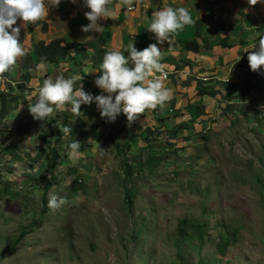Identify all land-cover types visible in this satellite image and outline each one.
<instances>
[{
  "label": "rangeland",
  "instance_id": "374dc122",
  "mask_svg": "<svg viewBox=\"0 0 264 264\" xmlns=\"http://www.w3.org/2000/svg\"><path fill=\"white\" fill-rule=\"evenodd\" d=\"M27 58L0 81V98L22 89L16 71H32ZM20 96L0 103V264H264V107L240 105L239 96L198 123L205 105L195 104L183 124L162 109L165 126H110L88 145L93 131L82 134L72 112L35 120ZM131 134H142L136 147ZM74 140L78 153L68 147ZM50 193L67 203L52 211Z\"/></svg>",
  "mask_w": 264,
  "mask_h": 264
},
{
  "label": "crops",
  "instance_id": "0c3cea01",
  "mask_svg": "<svg viewBox=\"0 0 264 264\" xmlns=\"http://www.w3.org/2000/svg\"><path fill=\"white\" fill-rule=\"evenodd\" d=\"M118 3L119 0H112L109 8L115 12V16L101 20L104 28L99 32L86 34L81 31L82 26L88 24L84 13L89 11L83 6L82 0H77L75 4L70 0H61L60 5L51 9L43 20L26 30L22 29L20 37L23 46L26 53L32 55H34L32 48L41 41L48 43L64 39L67 42L80 43L82 48L79 51H71L70 55L61 59L58 64L45 67L43 70L38 68L40 65L38 61H33L35 67L32 71L20 73L17 70L16 79L24 86L19 91L18 88H11L12 93L9 97L3 94L0 98L1 106L16 100L22 103L24 99L21 94L34 104L37 96L33 93H38L45 78L54 79L57 74H63L66 78L79 74L83 79L77 81L75 87L78 88L81 83L85 92L93 96L103 94L94 83L101 73L92 72L99 69L101 64L93 63L95 54L102 47L101 41H105L107 50H120L126 57L128 53L125 50L131 43H134L137 50H143L156 42L153 34L147 31L152 12L160 10L167 4L173 8H188L193 23L173 34L171 51L168 49L167 41L163 45H158L164 51L161 63L171 72L169 79L163 83L173 92V98L163 109H168L169 113L172 109L171 114H180L183 124L188 120L187 110L195 104L205 105L202 110L199 108L198 123H205L204 121L217 116L218 113L233 108L236 105L233 99L239 96H242L240 105L247 101L253 102L258 109L264 107V69L252 72L247 59L249 53L245 52L255 42L258 48L259 39L264 36V2L250 7L247 0H138V2L133 0L130 7L117 8ZM20 23L18 21L17 25ZM193 41L198 45L188 49L187 44ZM256 50L253 48L249 51ZM17 66L19 68L20 64L17 63ZM10 73L14 74V70ZM11 80L9 77L6 81ZM232 92L236 95L234 96ZM80 111L81 116L77 117V124L83 127L82 134H85V129L93 131L94 138L86 140L88 145V141L95 140V136L102 134L103 128L110 126L125 133L132 129L152 130L158 129V126H165L164 121L158 119L162 111L159 107L145 111L144 117L139 118L130 127L123 114L119 115L115 122L102 119L94 102L82 105ZM56 112L59 115L71 113V104L66 105L64 110ZM183 126L185 125H180ZM139 140L140 138H135L131 143L133 145L129 146L136 147ZM79 142L84 143V138Z\"/></svg>",
  "mask_w": 264,
  "mask_h": 264
},
{
  "label": "clouds",
  "instance_id": "9594fccd",
  "mask_svg": "<svg viewBox=\"0 0 264 264\" xmlns=\"http://www.w3.org/2000/svg\"><path fill=\"white\" fill-rule=\"evenodd\" d=\"M70 2L75 4L77 0ZM262 2L264 0H247L250 7ZM60 3L61 0H0L1 82L4 79L3 74L16 65L18 58L26 55L20 37L21 30L36 25ZM82 3L89 10L84 13L88 24L81 28L86 34L101 31L104 27L100 21L115 16V12L109 8L112 0H82ZM132 4L133 0H119L116 7H130ZM18 21L21 22L19 25ZM192 23L188 8H173L165 4L160 10L152 12L147 28V31L153 34L155 43L149 44L143 50H137L134 43H131L125 50L128 53L127 57L120 50L105 51L99 69L92 71L101 73L94 83L103 94L93 96L84 91L81 83L78 88L75 87L76 82L83 79L79 74L68 78L63 74H57L54 79L45 78L38 93H33L37 99L34 104H28L30 114L35 120L44 121L55 111H62L66 105L71 104L72 114L80 117L81 106L94 102L102 119L115 122L117 117L123 114L130 127L146 110H155L157 107L163 109L173 98V92L172 89L165 87L162 76L155 75L157 72L163 74L166 67L161 63L164 51L158 45H163L167 41L168 49L171 51L173 34ZM253 48L257 50L249 51ZM250 49L245 51L249 53L247 57L249 68L254 73L260 72L264 69V36L259 39L258 48L255 42ZM45 67L43 62L38 65L40 70ZM59 129L65 135L72 133V128L67 125H61ZM89 142L96 143L95 140ZM68 147L70 153H78L81 144L74 140ZM104 153L105 150L100 148V154ZM34 170L35 167L28 169L30 172ZM66 203L65 197L49 194L48 207L52 211L58 210Z\"/></svg>",
  "mask_w": 264,
  "mask_h": 264
},
{
  "label": "trees",
  "instance_id": "16d2710c",
  "mask_svg": "<svg viewBox=\"0 0 264 264\" xmlns=\"http://www.w3.org/2000/svg\"><path fill=\"white\" fill-rule=\"evenodd\" d=\"M21 42H22V39H21ZM101 43H102V47L99 49V51L95 54V56L93 58L94 64L101 63L103 56L105 54V51H107V49L105 48V44H106L105 41L102 40ZM197 45L198 44L195 41L189 42L187 44L188 49H193V47L197 46ZM81 48H82V45L80 43H75V42L71 43V42H67L64 39H56V40H53V41L48 42V43L41 41L38 44L34 45L33 50H34V56L40 64L43 62L45 65L51 66V65L58 64V62L61 59L68 57L70 55L71 51H79V50H81ZM26 54H29V53H26ZM27 56H28V58L25 61L28 64L30 62V65L32 66V69H33L34 68V66L32 64L33 63V60H32L33 57L31 55H25V56L21 57L20 61H23ZM15 66L10 71L4 73L2 77L4 79H7L9 76V73L14 70ZM27 71L29 72L30 68H29V70L27 68ZM144 114L140 118L144 117ZM140 131H147L148 133L152 132V130H150L148 128L145 130L140 129ZM141 137H142V134H141V136L138 134H136V135L131 134V135H129L128 138H129V141H133L135 138H141ZM48 159L51 162L49 165V168L51 170H54L59 164V155L57 154L55 149H52L50 151V154L48 155ZM155 159H156V157H153L151 160H155ZM145 163L151 164V162H149L148 159L145 161ZM124 166L127 169V175L129 177H132L134 167L126 159L124 160ZM132 197H133V195L131 194V191L127 190L125 193V198H127L129 204H132V201H133Z\"/></svg>",
  "mask_w": 264,
  "mask_h": 264
},
{
  "label": "built area",
  "instance_id": "2783aa9c",
  "mask_svg": "<svg viewBox=\"0 0 264 264\" xmlns=\"http://www.w3.org/2000/svg\"><path fill=\"white\" fill-rule=\"evenodd\" d=\"M170 74H171V72L166 68L163 69V74L159 73V72L155 73L156 76H162L163 81H167L170 77Z\"/></svg>",
  "mask_w": 264,
  "mask_h": 264
}]
</instances>
